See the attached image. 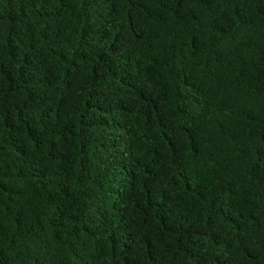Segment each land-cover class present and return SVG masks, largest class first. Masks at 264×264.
<instances>
[{
  "label": "trees",
  "instance_id": "1",
  "mask_svg": "<svg viewBox=\"0 0 264 264\" xmlns=\"http://www.w3.org/2000/svg\"><path fill=\"white\" fill-rule=\"evenodd\" d=\"M0 264H264V0H0Z\"/></svg>",
  "mask_w": 264,
  "mask_h": 264
}]
</instances>
